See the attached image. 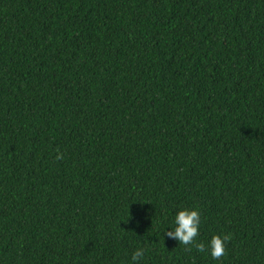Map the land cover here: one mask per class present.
Here are the masks:
<instances>
[{
	"label": "trees",
	"instance_id": "obj_1",
	"mask_svg": "<svg viewBox=\"0 0 264 264\" xmlns=\"http://www.w3.org/2000/svg\"><path fill=\"white\" fill-rule=\"evenodd\" d=\"M180 206L218 260L164 235ZM139 247L264 264V0H0V264Z\"/></svg>",
	"mask_w": 264,
	"mask_h": 264
},
{
	"label": "clouds",
	"instance_id": "obj_2",
	"mask_svg": "<svg viewBox=\"0 0 264 264\" xmlns=\"http://www.w3.org/2000/svg\"><path fill=\"white\" fill-rule=\"evenodd\" d=\"M62 153L57 151L56 159H61ZM201 227L200 210L196 206H180L176 211L171 224L166 227L164 235L177 240L179 244L187 248L195 247L198 251L218 260L225 254L226 244L230 237L227 234L214 233L207 240H198ZM145 249L139 247L131 255L132 264H140L144 259Z\"/></svg>",
	"mask_w": 264,
	"mask_h": 264
}]
</instances>
